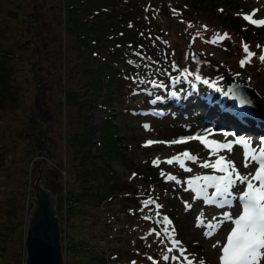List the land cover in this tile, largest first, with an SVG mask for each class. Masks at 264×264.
<instances>
[{
  "label": "rangeland",
  "instance_id": "obj_1",
  "mask_svg": "<svg viewBox=\"0 0 264 264\" xmlns=\"http://www.w3.org/2000/svg\"><path fill=\"white\" fill-rule=\"evenodd\" d=\"M129 1L134 7L132 17L135 26L130 25L120 36L104 34L90 42L91 49L98 53L112 52V55L107 53L106 56L113 78L109 87L104 84L100 87V91L108 88V103L105 106L93 104L90 111L92 123H100L109 114L114 137L124 155L129 158V164H124L115 153L106 157L107 161L120 180L142 194L140 207L143 211L138 213L134 209L138 204L136 199L125 200L122 201L125 207L121 209H129V214L121 218L113 216V221L104 224H100L98 218L93 222L96 215L94 211H90L86 216L88 222L85 231L90 234L95 232V236L91 237L92 247L89 245L87 249L93 254L94 264H187L184 256L192 264H199L201 259L204 264H219L218 250L210 256L203 249V245L214 237V226L208 228L212 225L211 216L202 214L205 208L210 209L205 203V197H197L184 181H180L173 169L176 166L175 160L172 164L167 163L168 159L186 150L200 157L208 152L209 147L199 140L150 145L147 142L173 141L197 135L217 141L220 136L203 135V129H220L223 122H227L229 125L226 127L231 128L233 123L230 119L233 118L236 122L234 116L224 109L229 104L219 101L220 95L223 96L225 74L246 81L264 101V62L259 59L264 54V26L253 25L243 18L245 15H252L253 19H264V10H248L258 0ZM33 6H39L36 0H0V48H7L13 55L9 59L17 68H12L8 80L10 85L18 86L15 89L18 94L17 103L9 101L0 108V142L3 146L0 154V175L10 171L14 175L13 184L20 182L23 186L26 215L27 201L31 196L30 181L44 161L37 160L38 155L32 158L25 156L24 160L20 158L19 147H23L26 141L23 140L25 130L19 128V125L26 124L24 114L29 103L27 96L34 94L36 89L27 67V59H20L19 55L36 57L34 68L37 71L46 70L50 64L55 66L54 56L61 54L57 44L62 39L58 33L60 19L56 7L45 4L35 14H26V10ZM12 9L15 14L10 11ZM215 11L236 14L242 19V23L255 29V35L249 36L235 25L219 23ZM33 22L36 23L35 27H32ZM217 34H227V38L217 40L216 43L209 42ZM29 35L37 38L40 45L38 53L34 45L25 44ZM245 45L255 55L241 66V60H248V54L244 51ZM129 60L134 63L129 64ZM95 66L99 67L98 61ZM103 66L107 72L108 67L105 64ZM197 75L201 79L197 80ZM50 77H57V70ZM204 80L208 83H203ZM77 83L79 82L75 75L67 77V84L77 86ZM58 95L57 84L46 91L48 113L55 117V121L58 116V108L55 106ZM236 101L241 105H244V101L249 102L243 97ZM258 102L257 100L252 104L264 109V103ZM72 107L69 106L74 112L75 108ZM151 108L157 113H152ZM243 116L235 123L238 128L232 127L229 131L239 133L246 140L251 139L253 148L264 145V120L249 117L245 112ZM216 121L220 124L215 125ZM54 123L53 127L56 129ZM97 133L98 129L92 135L93 139ZM14 140L15 143L12 144ZM15 144L18 147L14 149L12 146ZM92 152L95 154V163L102 164L94 146ZM153 161L157 163L154 164ZM252 165L246 169V173L252 169ZM208 172L210 175H221L213 168ZM150 173L155 178L154 184L147 179ZM170 174L176 176L179 183L168 180ZM146 200L154 203L145 207L143 202ZM157 204L161 207L157 208ZM210 205L218 207L216 204ZM168 209L173 211L178 226L167 214ZM145 216L150 219H145ZM165 216L171 223L164 222ZM65 217L62 215L61 220ZM156 232L160 235H156ZM60 239L62 264H85L78 255V243L66 247L67 226L62 228ZM20 240H23V235ZM173 240L179 241L175 247L172 245ZM181 248L186 250L183 256L180 253ZM154 254L156 259L153 258ZM165 255L170 259L165 261ZM174 256L177 259H171ZM148 257L152 259L149 260Z\"/></svg>",
  "mask_w": 264,
  "mask_h": 264
},
{
  "label": "trees",
  "instance_id": "obj_2",
  "mask_svg": "<svg viewBox=\"0 0 264 264\" xmlns=\"http://www.w3.org/2000/svg\"><path fill=\"white\" fill-rule=\"evenodd\" d=\"M36 1L39 6L26 10V14L29 12L35 14L45 4L55 6L57 9L60 19L58 33L62 37L57 48L61 54L54 56L55 66L50 64L46 70L41 71H37L33 66L36 57L19 55L20 59L23 57L27 59V67L36 89L31 96L24 94L29 103L25 107L26 124L19 125V128L25 130L23 140L26 141L23 147H19L20 158L24 160L25 156L32 158L38 155V160L44 154V162L38 168L42 184L55 195V211L60 233L63 227H68L66 247L78 243V255L83 262L94 264L93 254L87 249L89 245L92 247L91 237L95 236V232L90 234L85 231L88 213L94 211L96 216L93 222L98 218L99 223L104 224L113 221V216L121 218L129 214V209L126 208V212L121 209L124 206L122 201L125 200L136 199L138 204L134 209L139 213L143 198L136 188L118 178L107 161L106 157L115 153L124 164H129V158L124 155L116 142L109 114H106L105 119L100 123H92L90 111L93 104L105 106L108 103V88L100 91V87L101 84L109 87L113 82L106 56L108 51L98 53L95 49H91L90 42L104 34L119 36L123 34L130 25L134 24L135 20L132 17L134 7L129 0ZM118 2L120 4H117ZM10 11L15 14V10ZM215 12L219 23L235 25L249 36L255 35V29L247 23H242V19L236 14L226 11ZM34 22L32 27H35ZM25 44L34 45L37 53L40 51L35 35L26 37ZM108 55H112V52ZM12 56L7 48H0V108L9 101L17 103L18 94L15 89L18 86L10 85L8 80L12 68H17L9 59ZM96 61L99 67L95 66ZM104 64L108 67L107 72ZM54 70H57V77L52 78L50 74ZM74 75L79 82L77 86L67 84V77L71 78ZM56 84L59 95L58 100L55 101V106L58 108L55 121V117L48 113L46 91ZM69 106H73L74 112L78 114L72 112ZM53 122L56 124V129L53 127ZM96 129L98 133L93 139L92 135ZM14 143L15 140L12 141V144ZM92 146L97 149L102 164L95 163ZM12 147L15 149L18 145ZM2 149L0 142V154ZM62 169L63 173H61ZM13 176L10 171L0 175V264H23L24 258L23 240L20 238L24 234L27 215L24 209L23 186L20 182L13 184ZM147 179L152 184L155 183L152 173L148 174ZM119 203L122 204L118 205ZM167 212L170 219L178 226L173 211L168 209ZM62 215L66 216L63 220H61Z\"/></svg>",
  "mask_w": 264,
  "mask_h": 264
},
{
  "label": "snow or ice",
  "instance_id": "obj_3",
  "mask_svg": "<svg viewBox=\"0 0 264 264\" xmlns=\"http://www.w3.org/2000/svg\"><path fill=\"white\" fill-rule=\"evenodd\" d=\"M243 18L253 25L264 26V19H253L252 15H245ZM226 38L227 34L223 36L217 34L209 42L216 43L217 40ZM244 51L248 54V60H241V66L249 62L251 57L255 55L248 51L247 45L244 46ZM259 59L264 62V54L260 55ZM128 63L133 64L134 61L129 60ZM196 79L199 80L201 77L197 75ZM203 83L207 84L208 81L204 80ZM225 135L228 134L225 133ZM191 140H199L200 143L209 148L214 146V151L227 150L231 152L234 145L243 146V167L247 169L252 163L258 165L254 171L242 174L237 169L235 161L221 156L215 163L204 162L201 165L203 168H213L221 173V175L196 176L188 181V186L196 193L197 197L204 196L207 203L216 204L220 208L226 206L231 208L234 201L238 202L235 215L231 212L223 213L221 223L230 222L226 229V242L222 244L220 240H217L212 245L214 248H218L219 264H264V145L256 149L244 138L237 139L234 142H220L208 140L205 136L199 135L182 137L179 140L173 141H148L147 143L149 145L153 143L175 144L185 143ZM180 156L193 162L198 159L197 156L186 150L178 156L168 159L167 163L172 164L175 160L179 163L181 169L191 171V169L185 168L184 161L180 159ZM153 163L156 164L157 161H153ZM161 175H164V173H161ZM167 178L168 180L179 183L174 175L170 174ZM200 181H203V183H200ZM207 188L215 189L214 194L210 197L207 196ZM143 203L145 207H148L154 201L146 200ZM156 207L160 208L161 205L157 204ZM145 219H150V217L145 216ZM163 219L164 222L171 223L166 216ZM153 231L155 232L154 229ZM165 231H167V228H165ZM155 234L160 235L159 232ZM178 244L179 241H172L173 247ZM185 251V249H180L181 256H183ZM148 259L151 260L152 258L148 257ZM163 259L167 261L170 258L165 255ZM171 259H177V257L174 256ZM184 259L187 260V264H192V261L186 256H184ZM199 264H204V261L201 259Z\"/></svg>",
  "mask_w": 264,
  "mask_h": 264
},
{
  "label": "water",
  "instance_id": "obj_4",
  "mask_svg": "<svg viewBox=\"0 0 264 264\" xmlns=\"http://www.w3.org/2000/svg\"><path fill=\"white\" fill-rule=\"evenodd\" d=\"M222 92L236 101L247 97L263 102L262 97L246 81L231 74L223 77ZM44 160V154L40 162ZM35 163V162H34ZM31 196L23 234V264H62V251L58 216L55 211V195L42 184L40 170L31 178Z\"/></svg>",
  "mask_w": 264,
  "mask_h": 264
},
{
  "label": "bare ground",
  "instance_id": "obj_5",
  "mask_svg": "<svg viewBox=\"0 0 264 264\" xmlns=\"http://www.w3.org/2000/svg\"><path fill=\"white\" fill-rule=\"evenodd\" d=\"M256 2V1H255ZM252 4V3H251ZM251 8H249L248 10H264V0H258L257 3H255V5L250 6ZM216 94V93H215ZM172 96V95H171ZM209 96V95H208ZM214 97V96H213ZM220 103H224V101H226V104H229V107H224V109H226L229 114H232V116H234L235 120L232 118L230 119L231 122L233 123V126L235 129L238 128V123L244 116L243 113H247L249 117H255V118H259L261 120H264V109L261 107H257L255 105H253L252 103L255 104L254 101L251 100V98H247V97H243V99L245 100H249V102L246 103V101H244V105H241V103L237 102V101H233L232 99L228 98L225 95H220ZM218 99V98H217ZM207 100V99H206ZM212 101V99H211ZM251 101V103H250ZM158 103V102H157ZM214 103V102H213ZM259 103V102H258ZM153 108V107H152ZM206 108V107H205ZM251 109V110H249ZM164 110V109H163ZM255 110V111H252ZM146 113V112H145ZM160 113V112H159ZM207 113V112H206ZM208 115V114H207ZM158 116V115H157ZM164 116V115H163ZM229 116V115H228ZM213 119V118H212ZM229 119V118H228ZM258 119V120H259ZM247 120V119H246ZM210 121V120H209ZM257 121V120H256ZM204 123V122H203ZM215 125L220 124V122L216 121ZM227 125H229L227 122H223L222 126L225 127V129H223V127H220V129H212V130H206L203 129L204 131L202 132L203 135H214V136H220V138L217 139V141L220 142H234L237 139L242 138L239 133H232L231 128L230 127H226ZM240 125V124H239ZM203 126V125H202ZM257 127V126H256ZM247 129V128H246ZM251 129V128H250ZM236 131V130H235ZM229 132V133H228ZM259 132V131H258ZM225 133H227L228 135H225ZM262 134V133H261ZM210 137V136H209ZM249 141V143L251 144V139H247ZM259 140V139H257ZM252 145V144H251ZM256 146V145H255ZM256 149H258L259 147H254ZM204 150V149H203ZM195 156L198 157V159L193 162L190 160H187V158L185 157H180L181 160L184 161L185 164V168L187 169H191V171H185L184 169H181L179 166V163L177 161H175L176 166L173 167V169H175V171L178 174V177L180 179V181H184L186 186L189 188L188 186V181L196 176H205V175H210V173L208 172L209 169L212 168H203L201 165L204 162H209V163H215V161L217 159H219L221 156H224L226 159L228 160H233L236 163V167L237 169L242 173H246V169L243 167V163H244V156H243V146L240 145H234L233 149L231 150V152L227 151V150H221V151H214V146L211 148H208V152L206 154H201V156L199 157V155L193 154ZM253 164V163H252ZM250 164V165H252ZM169 166V165H168ZM171 166V165H170ZM258 165L253 164L252 165V169L250 171H254L255 167H257ZM249 169V168H248ZM172 175V174H171ZM201 183H203V181H200ZM243 187V186H241ZM187 192V191H186ZM206 192H208L207 196H212L215 192L214 188H207ZM193 193L196 195V193L193 191ZM202 197V196H201ZM205 203L208 207H210V209L205 208L204 212H202V214H209L211 216V220H212V225L210 226H214V231H213V238L210 240L209 243L204 244L203 249L204 251L208 252V254L210 256H212L214 254V251L216 252L218 250V248H214L212 245L216 243L217 240H220L221 243L223 244L224 242H226V229L228 228V225L230 224V222H225V223H221V221L223 220V213L224 212H231L234 213V211H236V208L238 207V202L234 201L233 202V206L231 208H228L227 206L224 208H218L216 206H212L209 203L206 202L205 199ZM215 208V210H213ZM235 214V213H234ZM233 214V215H234ZM203 215V216H204ZM200 217V216H199ZM202 218V217H201ZM210 218V217H209ZM206 219V218H205ZM207 224V223H206ZM210 226L208 228H210ZM212 236V235H211ZM218 252V251H217ZM216 252V253H217ZM218 257V256H217Z\"/></svg>",
  "mask_w": 264,
  "mask_h": 264
}]
</instances>
